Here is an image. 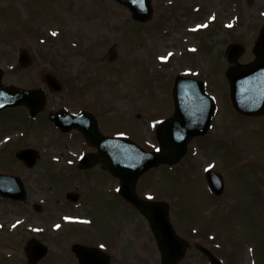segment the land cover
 Returning <instances> with one entry per match:
<instances>
[{"label":"rangeland","instance_id":"rangeland-1","mask_svg":"<svg viewBox=\"0 0 264 264\" xmlns=\"http://www.w3.org/2000/svg\"><path fill=\"white\" fill-rule=\"evenodd\" d=\"M152 8L151 20L141 24L133 21L130 11L116 0H0V69L4 82L41 87L48 93L43 76L51 75L62 83V91L49 97L46 111L67 105L75 112L82 105L99 118L105 134L127 136L152 152L159 149L157 125L174 112L175 78L185 75L202 80L217 103L214 127L206 137L189 144L178 166L143 176L138 194L170 204L172 223L190 247L179 264H209L200 251L204 248L220 257L223 264H264V117L257 121L233 110L224 75L231 66L225 56L230 42L242 41L247 46L238 63L252 59L257 28L264 25V0H152ZM235 21V29H225V23ZM197 23L214 25L209 31L191 32ZM111 48L117 54L114 62L109 60ZM21 51L31 60L26 68L18 65ZM18 113L27 118L23 109L0 117V145L2 137L12 133L16 137L0 147V157L4 160L6 156L4 163L0 161V172L26 175L27 170L13 162V151L37 149L42 159L25 176L29 200L35 203L47 192L42 187L47 186L43 174L50 168L59 172L65 164L53 166L50 145L59 143L56 155L62 150L79 154L82 138L76 133L57 138L58 133L47 128H37L33 133L40 122L32 123L30 134L21 138L24 131L13 128L27 129L28 124L23 118H15ZM43 122L48 124L44 117ZM71 143L76 149L66 148ZM209 168L220 172L225 180L220 198L209 194L204 173ZM102 176L97 175L98 183H89L93 192L88 208L82 205L71 210L74 217L90 216L91 225L80 231H74L77 227L73 223L64 222L69 212L61 202L59 207L50 208L52 215L40 223V215L37 223L24 222L14 216V208L0 204V264H27L24 248L35 228H46L45 242L53 243L50 247L55 250L56 241L63 242L65 236L63 249L68 250L78 238L84 243L115 241L113 264H162L146 219L110 189L118 186L116 180ZM69 181L66 186H55L56 195H51L49 205L54 206V196L64 197L76 187L88 192L82 177L71 176ZM218 243L222 253L215 248ZM45 264L72 263L61 252Z\"/></svg>","mask_w":264,"mask_h":264},{"label":"water","instance_id":"water-1","mask_svg":"<svg viewBox=\"0 0 264 264\" xmlns=\"http://www.w3.org/2000/svg\"><path fill=\"white\" fill-rule=\"evenodd\" d=\"M117 1L127 6L137 20L145 21L151 13L150 0ZM261 42H264V38ZM255 53L259 58L251 67L245 70L231 69L227 73L234 106L247 115H259L264 112V44L260 45ZM173 95L176 106L175 116L164 124L158 133V140L163 150L161 153H146L127 139L103 138L98 133L93 119L89 120L87 115L76 119L62 116L56 120V117H52V120L64 131L78 128L86 135L89 142L99 149L107 170L120 180L121 195L148 217L163 252L165 264H177L183 257L187 244L174 233L169 221L167 205L141 201L135 192L136 184L149 169L162 164L178 163L186 154L189 140L206 134L214 113V105L205 96L203 85L199 82L177 78ZM44 103L41 92L3 90L0 86V109L26 105L31 113L36 115L43 109ZM17 156L30 167H33L37 160V153L30 150L20 152ZM208 180L216 194L220 195L223 189L220 177L209 174ZM0 194L8 198L23 199L20 181L0 176ZM70 196L73 195H69V199L76 201V198ZM38 250L42 254L45 252L44 248L38 247ZM75 250L80 257L85 255L84 259L87 258L89 251H84L79 246Z\"/></svg>","mask_w":264,"mask_h":264},{"label":"flooded vegetation","instance_id":"flooded-vegetation-1","mask_svg":"<svg viewBox=\"0 0 264 264\" xmlns=\"http://www.w3.org/2000/svg\"><path fill=\"white\" fill-rule=\"evenodd\" d=\"M67 147H74V144L73 143H71L70 145H68ZM86 147H87V150L84 152V154H86V155H89V157H90V160H91V163L92 164H94V167L92 168V169H90V170H85V171H83V170H81V165L80 164H77V158H76V156L75 157H73V159L70 161V163H71V166H69V168H71L72 170L73 169H75L74 171H70V172H68L67 170H65L66 172H67V174L68 175H74V176H83L85 179H92V178H95L96 177V173H95V171H96V169H98L99 167L97 166V164H96V161H97V158L95 157V156H93V155H95V152H96V150H94V149H92V148H90L89 146H87L86 145ZM88 147H89V149H88ZM71 157V156H70ZM95 166H97V167H95ZM98 172V171H97ZM99 173V172H98ZM95 175V176H94ZM76 190H81V191H83V187L81 188V189H79V187H76L75 188ZM83 197H84V194H82L81 193V199H83ZM108 244H110V243H108ZM109 245H105V244H103V248H104V250H105V254L109 257L108 259H109V263L108 264H113V257H112V255H111V253L108 251V249L107 248H109L108 247ZM72 264H77V262L76 261H74V262H71ZM79 264V263H78Z\"/></svg>","mask_w":264,"mask_h":264},{"label":"snow or ice","instance_id":"snow-or-ice-1","mask_svg":"<svg viewBox=\"0 0 264 264\" xmlns=\"http://www.w3.org/2000/svg\"><path fill=\"white\" fill-rule=\"evenodd\" d=\"M169 55H171V54H169ZM161 59H167V57H161ZM150 199H151V197H149ZM65 219H69L68 217H66ZM57 228H59L60 226L59 225H57L56 226ZM101 247H103V245H101Z\"/></svg>","mask_w":264,"mask_h":264}]
</instances>
